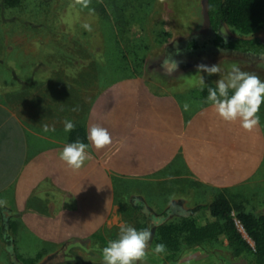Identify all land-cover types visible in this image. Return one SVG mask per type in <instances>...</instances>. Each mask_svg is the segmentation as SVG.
Wrapping results in <instances>:
<instances>
[{
  "label": "crops",
  "instance_id": "obj_1",
  "mask_svg": "<svg viewBox=\"0 0 264 264\" xmlns=\"http://www.w3.org/2000/svg\"><path fill=\"white\" fill-rule=\"evenodd\" d=\"M9 49L4 44L0 50ZM0 67V200L6 201L0 206V264H11L12 243L22 231L41 244L58 245L124 225L115 215L114 179L165 181L184 162L194 181L222 188L239 185L261 168V126L248 132L239 121L215 124L210 103L185 122L183 108L159 81L120 78L93 91L102 75H92L84 64L83 74H76L74 62L29 70L0 59ZM65 120L75 123L73 131H64ZM45 124L55 132H44ZM93 124L112 136L100 151L87 140ZM83 138L91 158L73 171L59 153ZM216 241L223 246L206 242L189 252H149L143 264H246L227 252L224 235L211 242Z\"/></svg>",
  "mask_w": 264,
  "mask_h": 264
},
{
  "label": "rangeland",
  "instance_id": "obj_2",
  "mask_svg": "<svg viewBox=\"0 0 264 264\" xmlns=\"http://www.w3.org/2000/svg\"><path fill=\"white\" fill-rule=\"evenodd\" d=\"M73 2L19 0L15 6H3L0 49L4 44H11V49L0 50L1 61L11 68L19 65L29 70L40 64L53 67L58 62L65 65L74 62L76 74L84 73L80 67L84 64L92 75H102L100 83L92 84L93 91L111 86V81L120 78L159 81L157 85L169 90L182 108L186 102L190 105L188 111L182 109L185 122L209 104L206 102L208 94L202 96L201 90L214 88L215 81L226 76L231 65L236 64L264 81V57L222 53L209 43L207 0H91L89 8L84 9L80 5L73 7ZM85 23L90 24L91 31L82 27ZM222 29L228 37L240 36L230 26ZM254 36L264 41V28ZM200 64H219L221 72L208 76L197 71ZM201 75L205 81L203 86L199 83ZM258 115L264 138V104ZM216 118L215 124H220L222 120ZM214 149L222 150L220 146ZM261 150L260 170L232 187L212 188L199 184L189 176L184 162L177 163L175 174L165 181L161 178L152 181L114 179L115 203L119 206L115 215L120 222L122 219L124 224L137 229L149 228L145 214L135 209L143 204L152 215L168 213L165 218L169 221L189 216L198 224H205L212 220L208 206L219 195L242 203L248 212L264 214V145ZM150 206L154 210H150ZM238 226L246 237L241 225ZM120 227L103 228L87 241L58 245L41 244L22 231L12 243L11 264H102L97 248L117 238ZM150 229L152 240L148 251L152 252L154 228ZM212 245L221 247L223 242H209V246ZM197 246L184 245L181 251L189 252ZM226 250L232 256L228 247ZM240 257L250 264V254Z\"/></svg>",
  "mask_w": 264,
  "mask_h": 264
},
{
  "label": "trees",
  "instance_id": "obj_3",
  "mask_svg": "<svg viewBox=\"0 0 264 264\" xmlns=\"http://www.w3.org/2000/svg\"><path fill=\"white\" fill-rule=\"evenodd\" d=\"M18 2L19 0H0V11L3 6H15ZM206 13L211 34L209 43L213 47L222 53L264 57V41L254 36L264 28V0H207ZM225 26L234 28L240 36L228 37L219 33ZM200 94H208V88L201 90ZM83 140L84 143L87 142L86 138ZM137 207L145 214L146 225L154 228L155 244H165L170 252H180L184 245L195 246L215 241L220 235H224L234 257L250 254V264H264V214L248 212L242 203L225 195H219L208 206L212 220L205 224H198L189 216L169 221L165 218L168 213L155 216L143 204H138ZM153 219L160 222L154 225Z\"/></svg>",
  "mask_w": 264,
  "mask_h": 264
},
{
  "label": "clouds",
  "instance_id": "obj_4",
  "mask_svg": "<svg viewBox=\"0 0 264 264\" xmlns=\"http://www.w3.org/2000/svg\"><path fill=\"white\" fill-rule=\"evenodd\" d=\"M91 0H74L73 7L80 5L82 9L89 8ZM94 12V9H90ZM83 28L91 31L90 24H83ZM219 33L224 34L221 29ZM197 71L206 73L208 76L219 74L221 68L219 64L197 66ZM200 85L205 84L204 77L200 76ZM215 110L216 115L223 121L235 123L239 121L240 127L251 132L260 122L258 115L261 105L264 104V81L254 73L243 71L239 66L233 64L226 76L215 81V87H208L206 99ZM188 111L190 105L186 102L183 105ZM64 131L66 133L75 129L72 120H65ZM44 132H55L54 126L43 125ZM87 140L97 151L105 149L112 144V136L107 128L99 124H93L87 133ZM89 143L80 140L67 143L59 153V159L67 168L77 171L82 168L85 162L90 159L88 152ZM6 201L0 200V206ZM160 221L153 219L152 223L158 224ZM152 240V230L150 228L137 229L134 226L124 224L120 227L117 238L109 240L102 248H97L101 252L102 264H138L146 261L149 254V245ZM167 246L163 243L155 244L152 253L160 255L166 253Z\"/></svg>",
  "mask_w": 264,
  "mask_h": 264
}]
</instances>
